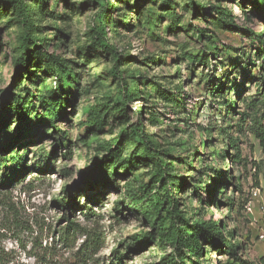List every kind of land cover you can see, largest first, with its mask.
Listing matches in <instances>:
<instances>
[{"label":"rangeland","instance_id":"rangeland-1","mask_svg":"<svg viewBox=\"0 0 264 264\" xmlns=\"http://www.w3.org/2000/svg\"><path fill=\"white\" fill-rule=\"evenodd\" d=\"M262 1H29L40 49L19 70L22 17L0 0V178L11 180L0 185V264L72 262L85 231L104 239L91 264H170L159 230L170 205L158 228L144 211L173 198L190 223L234 230L239 255L261 263ZM102 23L112 48L98 38ZM142 133L164 162L187 159L172 167L179 183L151 181L156 161ZM65 197L78 206L62 207ZM204 247L185 263L232 262Z\"/></svg>","mask_w":264,"mask_h":264},{"label":"trees","instance_id":"trees-1","mask_svg":"<svg viewBox=\"0 0 264 264\" xmlns=\"http://www.w3.org/2000/svg\"><path fill=\"white\" fill-rule=\"evenodd\" d=\"M32 1L35 2V5H32L35 7L37 4H41L42 0L39 2V0H1V3L3 6H8L12 8L13 10H17L22 17V23H23V34L21 36V45L19 48L21 49V56L18 59V65L19 70L25 69L29 64V57L32 54V52H37L40 47L37 44V40L34 38V26H36V20L34 19V16H36V13L32 14V7L29 6L28 2ZM120 3H122V0H119ZM263 3V1H262ZM1 4V5H2ZM264 5V3L262 4ZM137 9V3L134 7ZM112 9L111 4H108L105 2L104 4V13H108ZM258 10V9H257ZM220 18H222L225 22H230L231 20L228 19V13L224 11H220L219 14ZM233 22V21H231ZM102 27H100L97 31V35L99 40L102 42V46L104 47H110V45L106 42V23L101 24ZM38 26V25H37ZM112 48V47H110ZM118 58L117 63H119V55H116ZM55 64L61 65L59 62H55ZM65 68V67H64ZM117 72V67L115 68ZM64 71H67L65 68ZM121 74L118 72V75ZM122 79V77H120ZM129 89L127 83H123L122 90L124 94L128 96L127 90ZM166 91V90H165ZM261 91V90H260ZM177 93L181 92V89H177ZM215 92V91H214ZM213 92V93H214ZM217 92H220L219 90ZM263 92V91H262ZM125 96V97H126ZM5 117H3L2 110L0 109V129L3 128L5 124ZM254 134L256 138L259 140L261 148L263 150L264 154V125L258 124L254 128ZM140 140L144 143L146 146L145 150L149 151V154H151L152 158L156 161L154 173L152 175L151 181L154 182V184L158 182H163L165 179L164 176L167 177L166 182L169 183V181H173L174 184H177L180 182L179 175L176 174L175 169L172 168L174 165L177 164L179 161L180 166H183V164L187 163V159H176V161H167L164 162L163 159L160 157V153L157 149L153 148V143L150 140V137L146 136L144 133H142V138ZM195 150V149H194ZM197 152V151H196ZM195 154V151L192 153V155ZM173 158H170L172 160ZM176 162V163H175ZM1 164V160H0ZM108 174V170H107ZM109 175V174H108ZM112 176V175H109ZM11 182V180H6L5 177L0 178V185L1 186H7V184ZM171 184V183H170ZM165 184L164 186H166ZM147 185H145V188ZM216 188L214 189V191ZM167 191V189L165 190ZM222 193V190L220 191ZM149 200V199H148ZM152 200V199H151ZM163 203H154L153 206L150 208V205H147V209L144 211L148 214L149 220L153 223L154 228H156L158 225V220L161 217L160 211L164 210L163 205H170L169 206V217L170 222L167 228L160 227L159 230L161 231V237L163 240L169 242L173 249L174 253L172 255H167L162 259L163 262H169L170 264H186L185 258H199L203 256V253L205 251V245H210L212 248H216L218 251L226 252L229 257L231 258L232 262L229 264H264V259L261 261V263H256L254 261H251L247 258H245L242 255H239V244L233 243L232 239L234 236V230L226 231L225 224L221 221L218 223L215 221L210 222H202V221H196L193 223H190L185 216L181 215V211L178 208V202L173 199H165L162 201ZM78 206L77 200L75 198H72L71 201H68L65 197L61 201V206L66 207L70 205ZM162 205V206H161ZM161 206V207H160ZM85 208H88V205H85ZM89 209H87L88 212ZM79 225H73L70 226L72 231L74 232ZM158 228V227H157ZM68 234V233H67ZM86 239L83 240V243L81 244L78 253L74 256V261H66L65 264H91L92 255L94 252V247L99 245V241H103L102 234H93L90 231H85ZM229 237L231 239H229ZM63 240L67 241L68 236L62 237ZM115 253L119 254L121 256L123 253H120L118 250L115 251ZM42 264H51V261L45 260Z\"/></svg>","mask_w":264,"mask_h":264},{"label":"built area","instance_id":"built-area-1","mask_svg":"<svg viewBox=\"0 0 264 264\" xmlns=\"http://www.w3.org/2000/svg\"><path fill=\"white\" fill-rule=\"evenodd\" d=\"M259 237H260L261 239H264V229L259 233Z\"/></svg>","mask_w":264,"mask_h":264}]
</instances>
